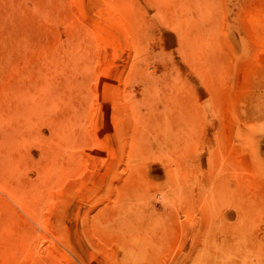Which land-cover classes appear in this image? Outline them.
Wrapping results in <instances>:
<instances>
[{"label":"rangeland","instance_id":"obj_1","mask_svg":"<svg viewBox=\"0 0 264 264\" xmlns=\"http://www.w3.org/2000/svg\"><path fill=\"white\" fill-rule=\"evenodd\" d=\"M0 264H264V0H0Z\"/></svg>","mask_w":264,"mask_h":264}]
</instances>
